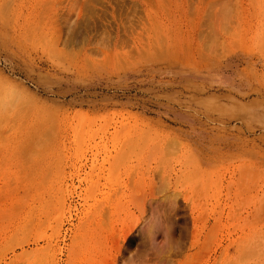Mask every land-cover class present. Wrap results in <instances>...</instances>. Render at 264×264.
<instances>
[{
    "label": "rangeland",
    "instance_id": "rangeland-1",
    "mask_svg": "<svg viewBox=\"0 0 264 264\" xmlns=\"http://www.w3.org/2000/svg\"><path fill=\"white\" fill-rule=\"evenodd\" d=\"M0 264H264V0H0Z\"/></svg>",
    "mask_w": 264,
    "mask_h": 264
},
{
    "label": "bare ground",
    "instance_id": "bare-ground-1",
    "mask_svg": "<svg viewBox=\"0 0 264 264\" xmlns=\"http://www.w3.org/2000/svg\"><path fill=\"white\" fill-rule=\"evenodd\" d=\"M156 216V215H155ZM159 218V217H158ZM161 218V217H160ZM157 221V220H156ZM161 222V221H160Z\"/></svg>",
    "mask_w": 264,
    "mask_h": 264
}]
</instances>
